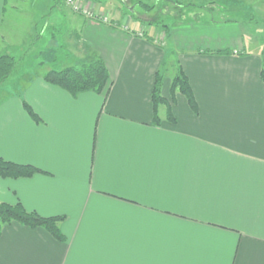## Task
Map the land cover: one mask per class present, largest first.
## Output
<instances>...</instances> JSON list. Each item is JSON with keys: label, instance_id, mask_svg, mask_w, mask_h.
<instances>
[{"label": "crops", "instance_id": "obj_1", "mask_svg": "<svg viewBox=\"0 0 264 264\" xmlns=\"http://www.w3.org/2000/svg\"><path fill=\"white\" fill-rule=\"evenodd\" d=\"M153 1L172 4L166 26L50 4L48 25L75 36L65 60L104 63L101 94L47 84L52 60L1 87L0 159L40 173L0 178V203L63 217L64 241L6 225L0 264H264V0ZM178 70L196 112L171 90Z\"/></svg>", "mask_w": 264, "mask_h": 264}, {"label": "rangeland", "instance_id": "obj_2", "mask_svg": "<svg viewBox=\"0 0 264 264\" xmlns=\"http://www.w3.org/2000/svg\"><path fill=\"white\" fill-rule=\"evenodd\" d=\"M52 3L55 6L58 5L64 13L71 12L82 15L83 11L85 13L93 11L95 13L93 18L95 19L96 16L98 18L104 17L97 14L98 7L105 4L104 9L107 12L115 11L121 16V19H130L132 22L138 20L145 23V26H148L149 23L157 27L166 26L173 17L172 4L170 7L166 5L161 14L152 13L154 6L157 5V2L153 0H91V6L95 5L94 9L90 6L86 9L85 7L82 8L78 2V6L75 8V2L68 4L67 0H7L5 24L1 30L3 35L2 37L0 35V54L7 53L15 57L16 69L10 79L19 82L20 78L26 74L43 73L46 69L48 70V67H41V63L50 64L58 50L59 52L62 50L63 53L69 51L63 45L64 42L71 44V46L74 45L75 36L69 35L70 31L65 33L67 35H62L64 30H60L61 28L53 29L48 25V19L45 16ZM66 22L68 24V20ZM75 54L76 51L73 50L69 60H65L66 55H60L62 59H58L56 62L62 61L63 64L57 63L56 66L58 67L56 68L79 67L86 58L82 53L80 55Z\"/></svg>", "mask_w": 264, "mask_h": 264}, {"label": "trees", "instance_id": "obj_3", "mask_svg": "<svg viewBox=\"0 0 264 264\" xmlns=\"http://www.w3.org/2000/svg\"><path fill=\"white\" fill-rule=\"evenodd\" d=\"M65 52L63 53L62 50L59 52L58 50L52 58L53 65L56 66L57 63L63 64L62 61H56L62 59L60 55H66ZM15 67L16 60L12 54L3 53L0 55V90L1 87L10 80L16 69ZM260 78L264 88V59ZM43 80L47 84L59 87L72 97H76L84 92H93L97 94L104 92L109 84V74L102 60L96 56V54H90L86 61H84L79 67H69L64 69L54 68L43 75ZM160 83L161 77L157 75L152 95L155 119H158L156 111L157 105L165 103V100L160 96ZM171 90L173 92L177 90L182 96H184L188 101L190 108L196 112V105L192 91L189 87L187 77L181 70H178L177 74L172 79ZM23 108L34 121H38L36 114L32 111L29 105L23 103ZM38 173H40L39 170L32 166L19 165L0 159V178H29ZM62 220L63 217L43 218L36 213L27 212L20 203L15 205L0 203V233L4 226L16 223L30 229H44L55 240L63 242L64 236L58 227L59 222Z\"/></svg>", "mask_w": 264, "mask_h": 264}, {"label": "built area", "instance_id": "obj_4", "mask_svg": "<svg viewBox=\"0 0 264 264\" xmlns=\"http://www.w3.org/2000/svg\"><path fill=\"white\" fill-rule=\"evenodd\" d=\"M68 4H73V2H75V8H77L76 6H78V3L75 0H67ZM106 21L105 17L102 18V21Z\"/></svg>", "mask_w": 264, "mask_h": 264}]
</instances>
